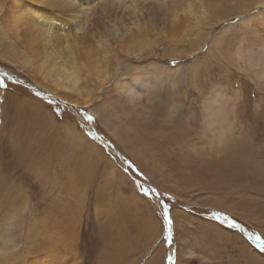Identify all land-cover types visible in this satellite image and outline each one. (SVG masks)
Listing matches in <instances>:
<instances>
[{
    "label": "rangeland",
    "instance_id": "obj_1",
    "mask_svg": "<svg viewBox=\"0 0 264 264\" xmlns=\"http://www.w3.org/2000/svg\"><path fill=\"white\" fill-rule=\"evenodd\" d=\"M86 1L87 0L79 1L80 10H78L79 8H74L75 12L83 11L85 8L88 10L90 6L88 7ZM96 1L94 4L96 5L94 17L96 18L97 16V22H103L104 19L108 17L109 12L113 14L111 10L107 11L110 8H116V10L121 9L127 12L130 11L128 9L132 7L131 5H133V3L136 4L135 2L132 3L133 0H130L132 4L129 0ZM185 1H155L156 3L154 5L151 4L149 6L148 13L153 15L154 12L162 11L161 17H165L170 10L180 7ZM240 1L248 3L250 0H217L215 4H211L210 8H214L213 15L215 16L210 17L208 20L211 21L212 24L206 27L205 32L209 33L206 35L204 47L202 49H197V58L192 59L191 56H186L184 54L180 55V59L169 57V54L161 49L167 46L163 45L160 47L158 46V49L155 50L156 54L142 57L139 63L135 65L123 63L127 65L125 69L129 71L139 69L148 71L149 75H152L155 70L153 69L151 71L150 69L156 68L163 74H161L163 77H159L160 83L151 91L150 103L147 104L146 108L140 110L122 106L113 85H110L109 88L108 84V88L105 89L106 92L96 89L92 90L90 98L91 106L94 105L95 110L105 101L109 103V106L104 109L102 113L107 111L106 113L111 120L110 125L108 122L102 121L89 106L82 107L80 105L74 106L73 104H67L59 99V97L51 94L52 92L49 90L35 85L28 75L21 70L19 71L17 66L13 64L12 57L6 55L5 50L1 48L0 42V73L5 75L4 83L7 86L0 87V178L1 174L2 180L7 175H12L13 178H15L11 180L12 183H9L7 187L4 186V189H15V193L22 195L21 197L17 195L12 207L14 214H19L17 223L19 221L18 224L21 225L19 227L20 230L23 229L22 232H25L24 226L31 217H43L44 215L45 218H47V222L50 221L53 223L52 220L56 218L55 215L59 214L57 216H60V211H62L63 214L61 220L60 218L56 219L57 221H62V224L58 225L57 229H55L56 232L60 229L59 232H61L62 236L60 235L56 238L59 240H56L53 236H41L31 231L33 235H31V237L29 236L28 239L27 255L24 244V233L17 232V239L20 246L23 244V247L19 246V250L18 248L16 249L14 256L9 255L4 257V255H0V264H68L73 261L74 258L76 259H74V264L76 262H78L77 264H96L95 259L97 257V251L103 247L101 246L103 245V239H100L99 232L106 234L108 229H111L114 233L118 230L129 238V244L124 247L122 254L115 264L264 263V253L260 252L259 248L253 243L252 238L248 235L252 233L253 236H259L264 239V191H261L263 186H261L260 183L257 184V182H261L259 180L264 176L257 177L258 181L254 183L255 189H253V186H246L244 189L243 187L239 188V182L236 181V176L233 175L235 169L225 174L228 177L220 178L202 173L197 167L192 175L181 179L182 181L178 180L173 177L164 157H159L153 153L151 154V152L150 154H143V144L140 139L137 141L139 138L138 136L141 134L137 133L140 132V126L130 127L127 124L128 120H132L134 125H141L145 120L148 121L146 117H148V119L151 118L154 109L158 113L155 114V116L159 117L163 122L169 123L171 119H181L182 125L187 124L191 127L189 124V120L192 118L191 116L195 115V112L200 111L199 115L196 117L197 125L191 128H193L194 131L201 130V108L204 102L207 101L208 94L205 96L206 98H203L204 100L197 99V95H195L197 82H192L190 80L194 74H197L199 77L204 75L202 72L207 66L210 67V64H217V66L212 69V77H215V74L224 73V76H226L225 80L229 83V86H223L222 88L228 91L227 97L231 95L235 96V93H237L236 107L238 113L239 111L245 113L252 112L256 116L252 118L256 125L255 134L257 129L264 127V123L262 122L264 118L261 116L264 114V77L261 79L258 73V69L264 66V39H261L263 30L260 26L253 27L252 29L247 28V26L240 21V18L237 20V15L235 13L239 12L237 6ZM225 2L232 3L228 4ZM30 3L32 6H36V3ZM38 4L40 5V3ZM260 6L259 8L253 7L254 10L251 9L249 11L250 16L255 14L257 10L260 11L264 9V3ZM123 7L126 8V10L123 9ZM159 8L161 9L160 11ZM74 9H71L70 16L79 14L78 12L75 13L72 11ZM245 14L247 15L246 11L243 15ZM82 15L85 16L83 12ZM156 17L157 16H154V18ZM61 19L58 20L57 27L63 28L64 25L66 26L67 24V19H62V21ZM96 20L93 21L96 22ZM70 32H73V30L70 29ZM75 32L77 33V30H75ZM77 34L78 36L83 35L82 33ZM59 35H61L60 32L58 35L56 34L54 36L52 42L54 46L55 40L59 39ZM215 36H218V39L220 38V43L219 41H217V43H212L209 51L205 50L207 44H210L211 39ZM242 38L245 40L240 43ZM214 46L216 47L214 48ZM236 49L242 53L244 52L240 61L234 54ZM247 50L248 53H252L250 58L252 64L259 63L258 66H250L249 63H247L248 57L246 55L247 53H245ZM17 51L19 50L17 49ZM203 56L206 57V61ZM214 56L216 58H213ZM172 60L180 62L179 64L181 67L179 72H175L176 69L172 71L167 69V67H174L171 65ZM259 66L260 68H258ZM196 69H198V71L195 72ZM253 70L257 72H253ZM119 72L125 75L127 74L128 76L131 75V73H127V70L123 68ZM8 77H11V79H8ZM16 81H20V83H16ZM160 84L161 86L159 87ZM207 92H211V87H207ZM37 93H39V95H37ZM11 98L12 100H9ZM14 98H26L29 102L28 129L30 130H28V137L31 139V134L35 135L36 140L35 142L32 141V145L28 150H31L35 155L43 153L44 151L53 154L49 162L42 164L43 170L46 169L45 176L42 175V168L41 170L31 168V161L40 159L33 158L29 153L28 167L27 164H15L12 157L10 159L15 149L11 144L12 142H22V136L20 134L25 126V121L21 120L22 116L14 113ZM49 101H52L51 105ZM33 102H36V106L34 107L32 106ZM179 102H181V104ZM224 102L228 104L226 98ZM3 103L5 104L2 105ZM190 105L191 107H189ZM255 107L258 111L261 110L260 116L254 112ZM36 109L43 110L44 113H46V116L43 117L44 119L38 117V120H42L46 127L45 131L39 135H37L33 127L30 126L31 122L33 126L37 123L34 115ZM85 111L94 117V120L86 121L84 119ZM112 114L115 116V119H113L114 116ZM49 119L54 125L57 124L56 136H58V140L62 141L64 145L63 148L60 144L55 147L59 152L58 155L54 154V136L51 130L47 129L48 122L51 125ZM239 120L241 122L243 121L242 125L247 129L248 126L244 123V121H247V116H241ZM118 122L119 124H117ZM5 123H7V126ZM113 125L115 126L113 127ZM166 126L168 125H161V127ZM16 128H20V130L19 133L14 136ZM35 128L40 131L42 130L37 126H35ZM250 132L252 133L251 129ZM205 133L209 132L205 131ZM10 135H13L14 141H11L12 137H10ZM46 136L51 143L48 149L45 143ZM75 136L78 137L76 138ZM87 139L93 143H88V145L93 148V151H86V153L74 151V147L75 150H78L79 145L80 147L83 144L87 145ZM263 140L264 136L258 139L256 138L258 149L262 150L261 156L255 157L254 154V158L249 157V159L252 158L253 161H256L254 165L259 163V165L264 168ZM22 144L24 145L25 143ZM251 146H255V140ZM19 147V145L16 146L15 150L17 151ZM70 152H73V154ZM87 156L91 158V163ZM245 158L246 156H244V159ZM73 162L78 165L75 172H72L71 163L74 164ZM128 162H131V168ZM109 166H112L118 172L120 171L125 178L121 179L119 174H117L110 179L109 170L111 168ZM137 168L144 175L139 176L136 174L135 169ZM38 171L41 172V174H38ZM193 181L196 184L193 185ZM1 186L0 182V188ZM8 186H10V188ZM141 188L146 189L147 194L142 192ZM246 188L250 189L247 190ZM153 189L156 191L153 192ZM58 190L61 191L59 196ZM135 194L144 200L147 211L150 212L152 218H154L158 224V228L156 224L150 226L149 230L151 233L154 231L152 236L144 231L136 215V212L138 213L142 209L140 205L136 206V200H132L133 205H131V207L121 205V203L123 204L122 200H125V196H134ZM4 201L3 199L0 201V216L6 211V205L3 204L8 202ZM58 202L60 203L58 204ZM44 204L47 207L46 209H43L42 205ZM163 204L169 206L170 215L173 220L171 241H169L167 232L163 228ZM113 213H116L117 217L114 222H112L111 219L110 224L108 223L109 217H111L109 214L113 215ZM30 214L33 215L30 216ZM28 216H30V218ZM225 217H227V219H225ZM24 220L27 221L24 222ZM232 224H236L238 227H233ZM176 232H178L177 235ZM61 237H63V239H60ZM73 241H75V243ZM243 244L246 245L248 250V254L245 255L248 257L247 259L245 257L243 258L240 252ZM96 245L98 246L97 248ZM231 245H233V247ZM93 248H95L94 251L92 250ZM53 249L56 251H53ZM70 250L74 251L75 254L73 252V254H71ZM238 252H240L239 255ZM16 253L19 256H17L18 258L15 257L17 255ZM68 254L74 256H69ZM169 255L173 257L171 262L167 259ZM67 256L73 258L69 260ZM78 256L80 257L78 258ZM251 256H255L256 258ZM17 260L21 262L19 263ZM25 261H27V263H25Z\"/></svg>",
    "mask_w": 264,
    "mask_h": 264
},
{
    "label": "bare ground",
    "instance_id": "obj_2",
    "mask_svg": "<svg viewBox=\"0 0 264 264\" xmlns=\"http://www.w3.org/2000/svg\"><path fill=\"white\" fill-rule=\"evenodd\" d=\"M95 1L96 0H87L86 3L88 4V7L90 6L88 10H86L85 8L83 9V11H76L79 13L78 15L75 14L73 16H70L71 9L58 10L55 8V6L59 4L61 0H44V3L40 5L36 3L35 0H0V42L1 48L5 50L7 56L12 57V61L14 63L12 61L10 62L15 64L19 71L21 70L23 73L28 75V77H30V79L35 83V85L49 90L50 92H52L51 94L59 97V99L63 100L67 104H73L74 106L80 105L82 107L89 106L90 109L93 110L94 113H96L102 119V121L104 120L110 125L111 120L106 113L107 111L102 113V111L109 106V103L105 101L95 110L94 105L91 106L90 98L92 90L96 89L106 92L105 89L108 88L107 85L109 84V88L110 85H113L116 94L120 98L119 102L122 106H126L130 109L140 110L146 108L147 104L150 103L152 94L151 91H153L160 83L159 77L163 74L156 68H149L151 71L153 69L155 70L152 75H149L148 71L139 69H133L129 71L128 69H125L127 67V65L125 64L135 65L139 63L142 57L156 54L155 50L158 49V46L160 47L163 45H167L165 47H162L161 49L163 51H166L169 54V57L180 59V55L184 54L186 56H191L192 59L197 58V49H202L204 47L206 35L209 33L205 32L206 27L211 26L212 24V22L208 20L210 19V17L215 16L213 15L214 8H210L211 4H215L217 0H184L185 2L182 3L180 7L170 10V12H168L165 17H161L162 11H160V8V12H154L153 15L148 13L149 6L151 4L154 5L156 3L155 1L159 0H133L132 3L135 2L136 4L133 3L134 7L133 5H131L132 7H130L129 9L127 7V9L130 11L126 12L124 10L122 11L121 9L116 10V8H110L109 10H107H111L113 14L109 12L108 17L104 19L103 22H97V16L96 18L94 17V11L96 12V5H94ZM30 2L36 3V6H32ZM249 2H239V5L237 6L238 8L236 7L237 10H239V12L235 13L237 15L236 18L237 20L240 18V21H242L243 24L247 26V28L252 29L253 27L260 26L263 30L261 39H264V9L260 11L255 10L256 13L252 14L251 16L249 13V11L253 9V7H261L260 5H263L264 0H250ZM225 3L231 4L232 2ZM75 9L72 11L75 12ZM123 9L126 10V8L124 7ZM78 10H80V8ZM245 11L247 12V15L245 14L246 16L243 15ZM82 12L85 16L82 15ZM154 16L157 17L154 18ZM61 18L67 19V24L66 26L64 25L63 28L57 27L58 20ZM93 20H96V22H94ZM70 29H72L73 32H70ZM75 30H77V33H82L83 35L78 36ZM59 32L61 33V35L58 36V40H55L54 46L52 44L54 36L56 34L58 35ZM219 39L218 36L212 38L210 44L208 43L205 47V50L209 51L212 43H217V41H219L220 43ZM244 40L245 39L242 38L240 43ZM215 47L216 46H214V48ZM17 49L19 51H17ZM245 53H247L246 55L248 59H246L248 61L247 63H249L250 66L259 65V63L252 64V62L250 61L252 53H248V50ZM234 54L240 61L244 52L242 53L236 49ZM203 58L206 61V57L203 56ZM213 58L216 57L214 56ZM209 66L210 67L207 66L202 72L204 75H202L201 77H199L197 74H194L193 76L191 75L192 78L190 80L192 82H197L195 93V95H197V99L204 100L203 98H206L205 96L208 94L207 101L204 102L201 108V130L194 131V129L191 128L197 125L196 117L197 115H199L200 111L195 112V115L191 116L192 118H190L189 120V124L191 125V127H189L187 124L182 125L181 119H171L169 120V123L163 122L159 117L155 116V114L158 113L154 109V113L153 115H151V118L149 117L150 119H148V117H146L148 121L143 120L144 122L141 125H134V122L132 120H128L127 124L130 127L140 126V132L137 133L141 134H138L139 138L137 139V141H139L140 139L141 143L143 144V154H150L151 152V154L153 153L155 155H158L159 157H164L167 166L172 172L174 178L178 180L187 178L196 171L197 167L202 173H206L207 175H211L212 177L215 176L220 178L226 177L227 175L225 174L230 173V171H233V169H235V171H233V175L236 176V181L239 182V188L243 187L244 189L246 186H253V189H255L254 183L255 181H258V176H264V168L261 167L259 163H257V165H254V162L256 161H253L252 158L249 159V157L254 158V154L255 157L261 156L262 150L258 149L256 138L258 139L259 137L264 136V127L261 129H257L255 134L256 125L255 121H253L252 118H255L256 116L252 112L245 113L239 111L238 113V109L236 107L237 93H235V96L228 95L229 97H227L226 95L228 91L222 88L223 86H229V83L225 80L226 76H224L223 73L215 74L216 76L212 77V69L213 67H216L217 64H210ZM180 67L181 65L178 63L173 68L167 67V69L170 71L176 69L175 72H179ZM261 67L263 69L259 66L258 68L260 69H258V73L260 74L259 77L262 79L264 77V66ZM122 68L124 70H127V73H131V75L128 76L127 74L125 75L123 73H120L119 71L122 70ZM196 71H198V69H196L195 72ZM253 72L257 71L253 70ZM160 86L161 84L159 85V87ZM207 87H211V92H207ZM225 98L228 100V104L224 102ZM9 100H12V98ZM36 102L32 103L33 107L36 106ZM28 103V99L26 98H14L13 100L14 113L22 116L21 120L25 121V126L24 130L20 134L22 136V142H12L11 144V146L15 149L16 146L19 145V149L17 151L14 149L13 154L9 156L10 159L12 157V160L15 164H27L28 167L29 153L33 158L40 159L32 160L30 165L31 168L36 170H41L42 168L43 170L42 164H46V162H49V159L53 157V154H49L47 151H44L43 153L35 155L31 150H28V148L32 145V141L35 142L36 140L35 135L31 134V139H29L28 137V130H30L28 129ZM179 103L181 104V102ZM4 104L5 103H3L2 105ZM189 107H191V105ZM254 112L259 115L261 110L258 111L255 107ZM34 115L37 123H35L33 126L31 122L30 126L33 127V130L37 135H39L45 131L46 127L44 126V122L42 120H38V117L43 118L46 116V113H44L43 110L36 109ZM244 115L247 116V121H244V123L248 126L247 129L242 125L243 121L241 122L239 120L240 117ZM261 116H263L264 118V114H262ZM113 119H115V116L113 117ZM49 121L51 120L49 119ZM262 122L264 123V121ZM6 124L7 123H5V125ZM117 124H119V122ZM161 125L168 126L161 127ZM35 126L41 128L42 130H38L37 128H35ZM114 126L115 125H113V127ZM56 127L57 124L54 125L51 121L50 125V123L48 122L47 129L51 130V133L54 136L53 144H55L53 145V148L55 149V147L59 144L63 148L64 145L62 141L58 140V136H56ZM250 129L252 133L250 132ZM19 130L20 128H16L14 136L19 133ZM205 131L209 133H205ZM10 137H12L11 141H14L13 135H10ZM254 140L255 146L252 147L251 145L253 144ZM22 143L25 144L23 145ZM45 143L48 149L51 146V143L47 136L45 137ZM86 143L87 145L83 144L81 147L79 145L78 150H75V147L73 146L74 151L78 153H80L81 151V153H86V151H93V148L88 145V143H93L88 139ZM54 152V154L56 155L59 154L57 149H55ZM70 153L73 154V152ZM244 156H246L247 159H244ZM87 157L89 158V162L91 163V158L89 156ZM73 163L74 164L71 163L72 172H75L78 168V165L75 164V162ZM109 167L111 168L109 170L110 179H112L117 174H119L121 179L125 178V176L120 171H116L112 166ZM45 171L46 169L42 171L43 176H45ZM38 174H41V172L38 171ZM1 178L0 182L2 186L0 188V201L3 199L5 200L4 202L8 203L3 204L6 205V211L2 216H0V255H4V257L9 255L14 256L16 249L18 248L19 250L20 243L16 236L17 232L24 233L23 236L25 237L24 244L26 247V254L28 253L27 245L29 236L31 237V235H33L31 231H34L35 234L38 233L41 236L45 235L48 237L53 236L55 239L58 238L61 235V232H59L60 229L57 232L55 231V229H57L58 225L62 224V221H57L56 219L60 218L61 220L63 218L62 211H60V216H57L59 214L56 213V218L52 220L53 223H51L50 221L47 222V218H45L44 215L43 217L35 216L36 218H30V216L33 215L30 214V216H28L30 219L28 221L24 220V222L27 221V224L24 226L25 232H22L23 229L20 230L19 226L21 225L18 224L19 221L17 223L19 214H14L12 207L17 195L19 197H21L22 195H19V193H15V189H4V186L7 187L9 183H12L11 180L15 179L12 175L5 176L3 180ZM259 181H261L262 183L257 182V184L260 183V185L263 186L261 191H264V177ZM194 184L196 183H194L193 181V185ZM8 187L10 188V186ZM249 189L250 188H248L247 190ZM58 192L59 196L61 191L58 190ZM134 199L136 200V206L140 205L142 208L138 213L136 212L141 226L144 228V231L152 236L154 231L153 233H151L149 228L154 224H156L158 228V224L156 220L152 218L150 212L147 211L144 200L136 194L134 196L127 195L125 196V200H122L123 204L121 203V205L131 207V205H133L132 200ZM60 202H58V204ZM260 202L263 203L262 201ZM42 206L43 209L47 208L45 204ZM109 215H111L112 218L109 217L108 223L111 224V219L112 222H114L117 216L116 213H113V215ZM177 233L178 232H176V235ZM99 236L100 239H103V245H101L103 247L97 251V257L95 259L96 264H115L122 254L124 247L129 244V238L124 233H121L118 230L116 231V233H114L111 229H108V231H106V234L99 232ZM60 239H63V237H61ZM73 242L75 243V241ZM231 246L233 247V245ZM97 247L98 246L96 245V248ZM92 250L94 251L95 248H93ZM53 251L56 250L53 249ZM70 251L71 254H75L74 251ZM240 252L243 258H248L247 256H245L246 254H248V250L245 244H243L242 250ZM240 252H238V255ZM17 256L18 254L15 257L18 258L19 256ZM69 256L67 257L69 258ZM79 257L80 256H78V258ZM72 258H69V260ZM74 259L68 264H74ZM20 262L21 261H19V263ZM25 263H27V261H25ZM77 263L78 262H76L75 264Z\"/></svg>",
    "mask_w": 264,
    "mask_h": 264
},
{
    "label": "snow or ice",
    "instance_id": "obj_3",
    "mask_svg": "<svg viewBox=\"0 0 264 264\" xmlns=\"http://www.w3.org/2000/svg\"><path fill=\"white\" fill-rule=\"evenodd\" d=\"M36 3H40L43 4L44 0H35ZM80 5L78 3V0H61V2L59 4H57L55 6L56 9L58 10H69V9H74V8H79ZM180 63L179 61L176 60H172L171 61V65L175 66L176 64ZM4 79H5V75L0 73V87H7L4 83ZM8 79H11V77H8ZM16 83H20V81H16ZM37 95H39V93H37ZM49 104H52V101H49ZM58 107V105H57ZM79 111V109H78ZM84 119L86 121H92L94 120V117H92L91 115H89L86 111L84 112ZM99 138V137H97ZM129 163V167L131 168V162ZM127 171V170H125ZM135 173L138 174L139 176L144 175L138 168L135 169ZM141 191L144 192L145 194H147V190L144 188H141ZM153 192H155L156 190L153 189ZM163 228L164 230L167 232V237L169 239V241H171L172 239V231H173V220L172 217L170 215V211H169V206L167 204H163ZM225 219H227V217H225ZM233 227H238V225L236 224H232ZM251 238L253 243L256 245L257 248H259L261 253H264V239H262L259 236H253L252 233L248 234ZM167 259L171 262L173 260L172 255H169L167 257Z\"/></svg>",
    "mask_w": 264,
    "mask_h": 264
}]
</instances>
